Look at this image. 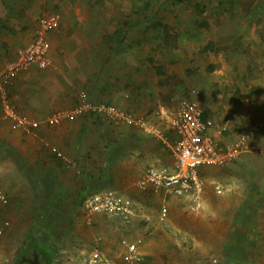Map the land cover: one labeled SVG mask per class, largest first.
Here are the masks:
<instances>
[{
  "label": "rangeland",
  "instance_id": "374dc122",
  "mask_svg": "<svg viewBox=\"0 0 264 264\" xmlns=\"http://www.w3.org/2000/svg\"><path fill=\"white\" fill-rule=\"evenodd\" d=\"M52 14L60 26L48 36L52 64L42 70L60 72L65 82L58 81L68 85L73 101L48 113L24 112L16 84L28 71L21 73L8 101L18 116L38 124L27 131L15 128L0 97V190L6 199H0V264H16L29 232L51 242L49 264H87L96 250L129 264L123 239L138 244V264H264V197L253 207L243 199L252 178L264 182V156L245 153L230 168L206 169L204 176L227 191L207 189L197 211L188 200L134 186L146 168L174 164L172 149L143 129L88 112L50 128L51 134L64 120L79 126L61 142L68 154L51 141L56 132L48 136V119L58 111L74 113L86 92L95 105L141 113L165 133L157 112L193 100L212 112L218 139L232 144L263 124L251 143L264 147V0H0V44L8 36V45L17 47L0 65L28 46L39 21ZM121 30L130 31L122 41L113 37ZM58 55L63 62L55 66ZM35 134L48 136L47 144L36 138L30 146L27 137ZM18 135L26 154L12 146ZM255 169L260 174L250 175ZM65 180L71 188L64 189ZM104 190L139 203L150 219L132 228L102 215L89 222L83 202Z\"/></svg>",
  "mask_w": 264,
  "mask_h": 264
},
{
  "label": "built area",
  "instance_id": "2783aa9c",
  "mask_svg": "<svg viewBox=\"0 0 264 264\" xmlns=\"http://www.w3.org/2000/svg\"><path fill=\"white\" fill-rule=\"evenodd\" d=\"M60 17L52 14L43 17L35 30L33 41L26 47L19 49L15 57L8 60L0 68V97L3 100L7 117L15 122V128L27 131L38 127L26 117L18 116L14 106L9 104L8 89L16 78L33 67L47 69L51 66L49 34L58 29ZM103 113L115 121H123L131 126L143 129L146 133L162 139L171 149L174 164L170 167L150 166L145 169L134 186L141 191H165L177 198L188 200L193 209L199 211L203 207L206 188L210 185L217 193H222L220 184L206 180L202 175L204 169H226L245 153L264 156V147L251 143L252 138L263 128L259 124L247 133L239 135L232 144L221 146L212 136L215 129L214 121L204 120L200 105L193 100H186L178 107L161 108L157 118L172 132L173 140L166 138L165 132L141 116L131 112H123L113 106L105 104L95 105L91 102L88 93L79 95V104L74 113L58 111L48 119L51 126L59 124L64 118L84 113ZM0 199L6 202L0 190ZM89 222L97 216H104L110 220L118 221L126 227L134 225L140 212L133 201L115 191L104 190L88 195L83 203ZM2 234L0 230V235ZM125 248V260L129 264H138L142 260L139 246L127 239L122 240ZM87 264H116L104 257L96 250L89 258Z\"/></svg>",
  "mask_w": 264,
  "mask_h": 264
},
{
  "label": "crops",
  "instance_id": "0c3cea01",
  "mask_svg": "<svg viewBox=\"0 0 264 264\" xmlns=\"http://www.w3.org/2000/svg\"><path fill=\"white\" fill-rule=\"evenodd\" d=\"M5 21L6 20H3L4 25L6 23ZM24 36H25V38H27V40H29V37L27 35H24ZM7 37L8 36H6L5 39L3 38L2 39V44H0V58L1 57L4 58L5 55H7V52L10 53V51H12L13 49H16L17 48L12 43L8 45L9 40H7ZM5 43H7V44L5 45ZM22 43H23V41H22ZM13 47H16V48H13ZM55 58H56L55 59V61H56L55 66L57 64H60V63L63 62V59L61 60L60 59L61 57L59 55L56 56ZM10 59L11 58H9L8 60H10ZM8 60H6L4 63H2L0 65V68H2L4 66V64ZM33 69H35V68H33ZM38 74H40L41 76H38ZM72 74L74 76L75 73L72 72ZM51 80H52V82H50ZM58 80H62L63 82H65L64 79H63V76H62V74L60 72H58V74H56L55 72L46 71V70H42V69L39 70V71H34L32 69L30 71L28 70V72L25 74V77L24 78L23 77L22 78H19L18 81H17V84H16V91H18V95H17V99H16L17 100V104H18L17 105L18 108L21 109V110H23L24 112H27V113L39 112L41 110H43L44 113L45 112L48 113L49 111H52L54 109H58V108H61V107H68V106H70L72 104L73 99H72V97L70 98V94L66 90L68 88V85L65 84V83H63V82L60 83ZM51 84L53 85V87H50ZM202 111H203V109H202ZM139 114L140 115H138V114H136V115L143 117L141 113H139ZM211 117H212V112L209 111V119L212 120ZM50 126L51 125L49 124L48 136H51V134L53 135V133L56 132V137H53L52 136L51 137V141L53 139V141L55 143L57 142L58 145L57 146L55 145V146L58 149H60V150H62V148H64L63 149L64 152L66 154H68L69 151L66 150V148L64 147L65 146L64 143L61 144V142H64L63 140H65V138L67 136L66 135L67 132L68 131H74L75 132V128L77 129V126L78 125H76L75 122H70V121L64 120L60 125L57 126L56 131L55 132H52L51 134H50V132H51L50 128L51 129H54V128L52 126L51 127ZM167 131H168L167 134L169 133V135H171V136L166 135V138L168 140H173V138H172V135H173L172 132L169 131V130H167ZM48 136H46L45 134L42 135V136L41 135H38V134H35L33 136L32 135H29L27 137V143H29V145L31 146V143H33V142L35 143V139L36 138L39 139L38 141H40V140L41 141L42 140L43 141H46V140H48ZM212 136H214L215 140L221 146L226 145V143L223 142V140H220V139H218L216 137L217 134H215L214 131L212 133ZM11 140H12V146L15 149H17V152L18 153H21V155L26 154V153H24L25 152V146H24L25 144L22 141V136H19V135L18 136H13L11 138ZM45 143L47 144V141ZM70 143H73V141L71 140V137H70L69 144ZM20 150H22V152ZM245 156L246 155H242L239 158V160H237L236 162H234L232 165L239 164L242 161L241 160L242 157H245ZM15 167H17V166L15 165ZM1 168H2L3 171H5L4 170V165L1 164V162H0V172L2 171ZM228 168H230V166ZM205 170L206 169L203 170V174H205V172H206ZM259 174H260V172H257V169L254 170V173L253 174L250 173V175H256V176L259 175ZM141 175L139 176V178L141 177ZM203 177L206 180L210 181V182L214 181V182L218 183V181L214 180L211 177H205L204 175H203ZM60 178H62V176H60ZM66 184H67V186L69 188H71V186H69V184L65 180L64 189H68V187L66 186ZM249 185L250 186L248 187V190H246L247 192L243 196V199H245V201H244L245 203L248 202L249 205H251L250 207H253L254 204H256V205L258 204V201L260 200V198L262 199L264 197V182H263V179H259V177H257L255 179L252 178L251 179V184H249ZM222 188H223V192L222 193L224 194L227 190H225V188L223 186H222ZM75 189H77V188H75ZM207 189H210L211 191H213V193L214 192L217 193L210 185L207 186L206 190ZM80 190L82 192V189H80ZM210 190L207 193V194L210 193L209 196L212 195ZM161 191H163V190H161ZM163 192H165V191H163ZM165 193L168 194V195H170L167 192H165ZM222 193H220V194H222ZM217 194H219V193H217ZM171 196H173V195H171ZM179 199H181V198H179ZM239 201H241V200H239ZM133 203L136 205V207L139 209V212H140V216H139L138 219H136L134 225H136V222L137 221H138L137 223H139L141 221H146V219L149 220L150 219V216L147 214V212L143 211L142 206L139 203H135L134 201H133ZM210 203L211 202H208L207 207L210 206ZM204 204H205V202H203V207H204ZM115 223L118 224V225H120V226H123L124 228H132L134 226L133 225L131 227H126V226H124L122 223H120L118 221H115ZM127 230H129V229H127Z\"/></svg>",
  "mask_w": 264,
  "mask_h": 264
},
{
  "label": "trees",
  "instance_id": "16d2710c",
  "mask_svg": "<svg viewBox=\"0 0 264 264\" xmlns=\"http://www.w3.org/2000/svg\"><path fill=\"white\" fill-rule=\"evenodd\" d=\"M229 2V1H228ZM137 22L138 23H140V20H139V18H137ZM130 33V31L129 30H121V31H119V32H116L114 35H113V37L115 38V39H117V40H120V41H122L123 39H125L124 37H126L127 36V34H129ZM162 70L160 69L159 70V73L160 74H163V72H161ZM237 98L239 99V100H241L242 99V93H241V91H239L238 90V92H237ZM203 119L204 120H207V119H209V110H207V109H203ZM34 132H36L37 131V129H34L33 130ZM166 135H168V136H171V135H169V133L167 134L166 133ZM203 176V175H202ZM84 203V202H83ZM41 222H39V225L41 226ZM44 229V228H43ZM46 229V228H45ZM23 241H24V244H22V246H21V248H20V251H19V254H18V258H17V262H16V264H32L30 261H28L29 259V256H31V254L33 253V250L34 249H30L29 247H28V245H29V243H31L32 242V244H34V245H36V247H37V245H38V239L37 238H35V236L32 234V233H27L25 236H24V238H23ZM40 248L38 249V253H39V255L40 256H47L48 255V252H47V249H46V246L44 247L43 245H38ZM54 254H55V252H54V250H52L51 251V253L49 252V255L50 256H54Z\"/></svg>",
  "mask_w": 264,
  "mask_h": 264
},
{
  "label": "flooded vegetation",
  "instance_id": "af4514ba",
  "mask_svg": "<svg viewBox=\"0 0 264 264\" xmlns=\"http://www.w3.org/2000/svg\"><path fill=\"white\" fill-rule=\"evenodd\" d=\"M35 238H37L35 236ZM39 241L38 245H43L44 247L46 246V249H47V252H48V255L47 256H40L39 253H38V249H39V246L37 245V247L35 246V249L33 250V253L31 254V256H29V260H32L34 258V253L37 252L38 255H39V259H40V262L43 263V264H49V260L51 258V256L49 255V252L51 253L52 251V246H51V242L48 240V239H43L42 237L41 238H37Z\"/></svg>",
  "mask_w": 264,
  "mask_h": 264
},
{
  "label": "water",
  "instance_id": "95a60500",
  "mask_svg": "<svg viewBox=\"0 0 264 264\" xmlns=\"http://www.w3.org/2000/svg\"><path fill=\"white\" fill-rule=\"evenodd\" d=\"M28 261H30L32 264H43L40 262L39 255L37 252L34 253V258Z\"/></svg>",
  "mask_w": 264,
  "mask_h": 264
}]
</instances>
